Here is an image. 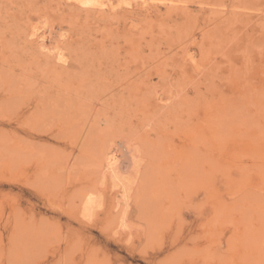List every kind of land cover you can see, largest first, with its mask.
Segmentation results:
<instances>
[{
  "label": "rangeland",
  "instance_id": "1",
  "mask_svg": "<svg viewBox=\"0 0 264 264\" xmlns=\"http://www.w3.org/2000/svg\"><path fill=\"white\" fill-rule=\"evenodd\" d=\"M182 1L0 0V264H264V0Z\"/></svg>",
  "mask_w": 264,
  "mask_h": 264
},
{
  "label": "bare ground",
  "instance_id": "2",
  "mask_svg": "<svg viewBox=\"0 0 264 264\" xmlns=\"http://www.w3.org/2000/svg\"><path fill=\"white\" fill-rule=\"evenodd\" d=\"M72 1H73L72 3L75 4V6H78L79 9H82L88 13L89 11H92V13H94L95 15L97 14L98 16H104L110 13L112 14L117 13L119 10L121 11L125 10L130 13L137 8L139 11L144 10L146 13L148 12L149 15L152 9L153 10L155 9L156 11L160 7L166 8L167 12H171L174 10L175 11L181 10L183 13L188 14V6L183 5V3L185 2H183L182 0H72ZM32 36H34L33 38L34 40H37L35 42L38 41L40 42L42 51L52 52V53L54 52L55 57L59 61L66 63L67 60L61 48L56 47L55 50L54 49L52 50L47 46V40H49L47 36L43 34H39L37 32V29L32 31ZM105 160H106V167L113 173L114 178L118 181L122 180L120 175L121 172L120 166L122 165H121L120 155L118 154L117 149L110 150L106 154ZM86 197H88L86 201V209H88V207L90 206V204H92V201L94 200L89 195ZM119 204L120 203H118V205ZM261 246L264 247V237Z\"/></svg>",
  "mask_w": 264,
  "mask_h": 264
}]
</instances>
